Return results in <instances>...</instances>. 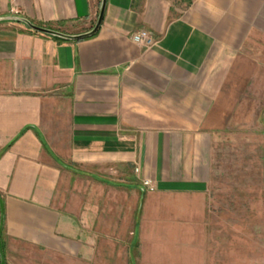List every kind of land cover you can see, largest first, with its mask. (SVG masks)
<instances>
[{"label": "crops", "instance_id": "crops-1", "mask_svg": "<svg viewBox=\"0 0 264 264\" xmlns=\"http://www.w3.org/2000/svg\"><path fill=\"white\" fill-rule=\"evenodd\" d=\"M101 1L0 0V17L81 33ZM140 28L155 36L149 48L130 38ZM254 28H264V0H107L98 33L80 40L1 21L6 264H161L158 222L199 230L207 83ZM192 239L169 264H202V237Z\"/></svg>", "mask_w": 264, "mask_h": 264}, {"label": "rangeland", "instance_id": "rangeland-1", "mask_svg": "<svg viewBox=\"0 0 264 264\" xmlns=\"http://www.w3.org/2000/svg\"><path fill=\"white\" fill-rule=\"evenodd\" d=\"M237 46L207 83L204 225L158 222L151 250L161 264L173 263L172 253L183 254L185 240L196 235L202 237V264H264V28L241 36Z\"/></svg>", "mask_w": 264, "mask_h": 264}, {"label": "water", "instance_id": "water-1", "mask_svg": "<svg viewBox=\"0 0 264 264\" xmlns=\"http://www.w3.org/2000/svg\"><path fill=\"white\" fill-rule=\"evenodd\" d=\"M106 3H107V0L101 1L100 11H99V14H98V17H97V20H96L94 26L91 29H89L85 32H81V33H67V32H63L60 30L53 29V28L40 26L38 24L33 23L28 18L23 17V16H19V15L1 16L0 22L1 21H8V20L21 22V23L27 25L32 30H35L37 32H41L43 34L50 35V36H53V37H56L59 39L80 40V39L92 37L98 33V31L100 30V27L102 25L103 19H104L105 10H106ZM0 207H1V210L3 212L4 203H3L1 196H0ZM2 230H3V225L1 224V226H0V259H1V264H6V256H5V251H4L3 241H2Z\"/></svg>", "mask_w": 264, "mask_h": 264}, {"label": "built area", "instance_id": "built-area-1", "mask_svg": "<svg viewBox=\"0 0 264 264\" xmlns=\"http://www.w3.org/2000/svg\"><path fill=\"white\" fill-rule=\"evenodd\" d=\"M130 38L134 42L142 45L145 48H149L156 41L155 36L153 35V33L147 28H140V29L132 32L130 34ZM135 171L139 172V167L138 166L135 168ZM141 181H142L143 187L147 191H155L156 190V186L154 185V183L152 182V180L150 178H143Z\"/></svg>", "mask_w": 264, "mask_h": 264}, {"label": "trees", "instance_id": "trees-1", "mask_svg": "<svg viewBox=\"0 0 264 264\" xmlns=\"http://www.w3.org/2000/svg\"><path fill=\"white\" fill-rule=\"evenodd\" d=\"M95 36V35H94ZM93 37V36H92ZM89 38H91V37H89ZM0 264H1V259H0Z\"/></svg>", "mask_w": 264, "mask_h": 264}]
</instances>
